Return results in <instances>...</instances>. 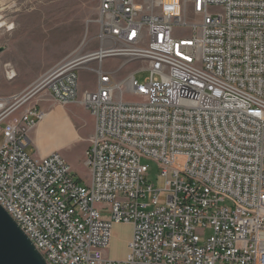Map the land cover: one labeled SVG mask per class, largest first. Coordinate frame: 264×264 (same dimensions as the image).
<instances>
[{"label": "built area", "instance_id": "1", "mask_svg": "<svg viewBox=\"0 0 264 264\" xmlns=\"http://www.w3.org/2000/svg\"><path fill=\"white\" fill-rule=\"evenodd\" d=\"M99 10V47L0 95V204L48 264H264V0H100ZM119 56L149 77H117L125 62L105 61ZM91 62L96 86L81 91ZM42 91L95 117L89 181L59 151L27 152ZM117 222L133 226L122 259L107 254Z\"/></svg>", "mask_w": 264, "mask_h": 264}, {"label": "rangeland", "instance_id": "2", "mask_svg": "<svg viewBox=\"0 0 264 264\" xmlns=\"http://www.w3.org/2000/svg\"><path fill=\"white\" fill-rule=\"evenodd\" d=\"M99 6L100 0H0V47H4L0 52V95L21 92L75 49L87 52L99 47ZM114 45L119 44L114 42ZM123 62L125 64L116 73L117 77H124L135 69L139 81L144 82L149 77L150 71L142 67V62L121 56L108 58L105 66L117 69ZM93 67H96V62L80 69V89L95 88L96 71ZM127 96L132 97L130 94ZM86 130V126L81 129L83 133ZM2 142L0 131V144ZM36 148L33 138L26 150L32 153ZM143 161L150 166L147 179L156 187L163 188L165 179L161 176L158 163L147 158ZM184 163L185 158L180 156L174 166L182 169ZM82 167L81 181L87 182L90 172L85 164ZM166 194V191H161L162 203ZM100 213L103 217H109L111 211L101 208ZM132 230L130 223L113 224L107 249L109 257H126Z\"/></svg>", "mask_w": 264, "mask_h": 264}, {"label": "crops", "instance_id": "3", "mask_svg": "<svg viewBox=\"0 0 264 264\" xmlns=\"http://www.w3.org/2000/svg\"><path fill=\"white\" fill-rule=\"evenodd\" d=\"M35 100L46 114L30 134L37 147L30 154L45 156L59 151L82 180L80 171L83 164L87 166L85 152L95 132V117L83 103L75 101L63 105L49 91L38 93ZM84 126L87 127L85 133L81 131Z\"/></svg>", "mask_w": 264, "mask_h": 264}, {"label": "water", "instance_id": "4", "mask_svg": "<svg viewBox=\"0 0 264 264\" xmlns=\"http://www.w3.org/2000/svg\"><path fill=\"white\" fill-rule=\"evenodd\" d=\"M4 47H0V52ZM0 264H48L17 221L0 204Z\"/></svg>", "mask_w": 264, "mask_h": 264}]
</instances>
